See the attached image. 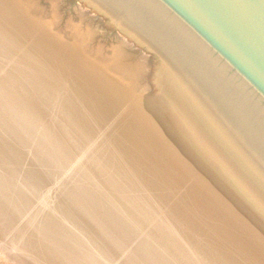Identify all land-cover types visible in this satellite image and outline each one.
<instances>
[{
    "label": "bare ground",
    "instance_id": "obj_1",
    "mask_svg": "<svg viewBox=\"0 0 264 264\" xmlns=\"http://www.w3.org/2000/svg\"><path fill=\"white\" fill-rule=\"evenodd\" d=\"M27 5L0 0V256L12 264H264V244L218 206L221 188L233 184L194 133L190 110L174 101L180 93L160 79L143 96L146 59L131 67L112 49L104 61L83 22L68 25L73 38L61 42ZM174 137L186 146L177 156L167 146ZM192 156L220 174L218 190L186 175Z\"/></svg>",
    "mask_w": 264,
    "mask_h": 264
},
{
    "label": "water",
    "instance_id": "obj_2",
    "mask_svg": "<svg viewBox=\"0 0 264 264\" xmlns=\"http://www.w3.org/2000/svg\"><path fill=\"white\" fill-rule=\"evenodd\" d=\"M97 1L177 69L220 144L264 180V0Z\"/></svg>",
    "mask_w": 264,
    "mask_h": 264
},
{
    "label": "rangeland",
    "instance_id": "obj_3",
    "mask_svg": "<svg viewBox=\"0 0 264 264\" xmlns=\"http://www.w3.org/2000/svg\"><path fill=\"white\" fill-rule=\"evenodd\" d=\"M21 1L27 2V6L32 8L30 14L31 16L33 15L34 22L44 23L51 21V23L54 24V33L62 38L61 42L65 41L70 43L73 38V30L69 29L70 27H68V25L71 26L72 24L75 25L83 22L81 25H83L84 28H88V31L92 33V39L90 40L91 49L94 50L104 61H106L105 59L108 56L109 51L112 49L121 51L118 53L122 54L126 59L125 62H128V64L130 63L132 65H130L131 67L138 65L139 62L146 59L148 62V69L145 74L147 84L141 88L143 96L152 97L153 93H155L152 82H156L157 84L160 79L162 81L164 80L163 83L165 86L167 85L166 87L168 88V91L169 89L173 91L174 88L178 93L182 94H179V100L176 93L173 92L174 101L181 104L182 108L185 107L190 110L189 112L185 110L184 114L193 125L195 129L194 133L197 137L201 138L199 139L204 142L203 144L214 157L212 162H215L220 170L222 169V171H226L229 174V181L233 184L232 186L221 188L222 190L218 194L220 195L222 202L218 203V206H221L222 208L226 206L227 210H230L235 215L241 216L239 218L243 230L256 238L253 243L264 244V180L258 177L256 172L252 175L248 174L246 171V169L248 170V166L246 165L247 161L242 157L238 158L233 153V150L229 149L231 153H233L232 155L236 157L235 159L230 153H228V147L225 149L224 146L220 144L219 140H217L218 136H215L217 133L213 129L214 126L211 124L215 123L214 117H212V119L209 117L201 103H197L196 105L192 104V100L190 101L188 98L189 96L187 95V92H191V90L184 84L182 76L177 69L137 32L97 0ZM54 9L59 13L58 15L53 14ZM178 83L180 84V89L184 90V94L182 93L183 90H179ZM186 98L190 104L184 100ZM144 102L146 103V100L139 98L137 99L136 104L141 110L149 114V108L147 109L144 107ZM183 102L185 103L184 105ZM149 117L151 118V116ZM209 125L215 133L211 130ZM155 127L159 130L158 122H155ZM194 133L193 135H195ZM184 143L185 142L177 140L174 137L169 140L167 146H169L177 156L176 153L178 151L186 148ZM178 155L180 156V154ZM246 155L247 154L245 153V156ZM251 161L256 167H258L255 161L252 159ZM203 165H205L204 161L200 158L197 159L193 156L192 158H186L184 161V167L189 168L186 170V175L188 177H197L199 180L201 179L202 182H206L210 188L212 186L215 188L220 186V174L212 173L214 168L210 166V164L209 166L205 165L202 167ZM203 170L204 173H201ZM259 174L264 175V173ZM200 186L201 184L199 181L194 183L192 188L198 189ZM236 188L240 190L239 193ZM214 190H218V188ZM50 196L53 197L54 195L50 194ZM249 204L252 206L250 205L249 207ZM2 256L4 257L0 256L3 258V260L0 258V261H2L0 264H5V262H7V264H12L11 262H15L13 260L11 261L6 253ZM16 263L19 264L18 262Z\"/></svg>",
    "mask_w": 264,
    "mask_h": 264
}]
</instances>
